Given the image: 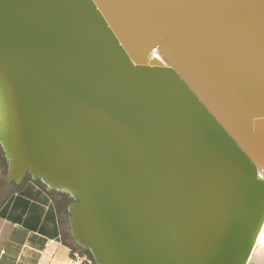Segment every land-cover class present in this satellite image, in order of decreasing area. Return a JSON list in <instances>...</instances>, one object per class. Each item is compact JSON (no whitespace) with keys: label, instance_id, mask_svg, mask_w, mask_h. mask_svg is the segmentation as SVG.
Returning <instances> with one entry per match:
<instances>
[{"label":"water","instance_id":"1","mask_svg":"<svg viewBox=\"0 0 264 264\" xmlns=\"http://www.w3.org/2000/svg\"><path fill=\"white\" fill-rule=\"evenodd\" d=\"M0 149L95 264H250L264 0H0Z\"/></svg>","mask_w":264,"mask_h":264},{"label":"crops","instance_id":"2","mask_svg":"<svg viewBox=\"0 0 264 264\" xmlns=\"http://www.w3.org/2000/svg\"><path fill=\"white\" fill-rule=\"evenodd\" d=\"M3 157V156H2ZM0 157V264H74L68 197L30 177L3 181Z\"/></svg>","mask_w":264,"mask_h":264},{"label":"bare ground","instance_id":"3","mask_svg":"<svg viewBox=\"0 0 264 264\" xmlns=\"http://www.w3.org/2000/svg\"><path fill=\"white\" fill-rule=\"evenodd\" d=\"M250 264H264V224L251 254Z\"/></svg>","mask_w":264,"mask_h":264},{"label":"built area","instance_id":"4","mask_svg":"<svg viewBox=\"0 0 264 264\" xmlns=\"http://www.w3.org/2000/svg\"><path fill=\"white\" fill-rule=\"evenodd\" d=\"M82 254L81 255L78 252H73L72 259L74 261V264H95L94 260L91 259L88 255ZM88 256V257H87Z\"/></svg>","mask_w":264,"mask_h":264},{"label":"rangeland","instance_id":"5","mask_svg":"<svg viewBox=\"0 0 264 264\" xmlns=\"http://www.w3.org/2000/svg\"><path fill=\"white\" fill-rule=\"evenodd\" d=\"M0 155L1 156H3V153H2V151H1V149H0ZM4 160H5V158H4V156L2 157ZM6 161V160H5ZM5 170L3 169V181L5 182L6 181V169H7V162L5 163ZM68 203H69V205L72 203V199L70 198V197H68ZM68 241H69V244L70 245H72L73 247H74V242H73V239H72V237H71V234H70V229H69V236H68ZM75 252H78L80 255H81V253H82V251L81 250H78V249H75ZM83 254V253H82ZM87 255V254H86ZM85 255V256H86ZM88 257V256H87Z\"/></svg>","mask_w":264,"mask_h":264},{"label":"trees","instance_id":"6","mask_svg":"<svg viewBox=\"0 0 264 264\" xmlns=\"http://www.w3.org/2000/svg\"><path fill=\"white\" fill-rule=\"evenodd\" d=\"M0 157H2V156L0 155ZM5 163H6V161L2 158V163L1 164H2L4 170H5V167H6ZM27 178H29V177H27ZM70 246H71L73 251H75V249L81 250L83 254H87L92 259V256L90 255V253L88 251H85V250L81 249L75 243H74V247L72 245H70Z\"/></svg>","mask_w":264,"mask_h":264}]
</instances>
